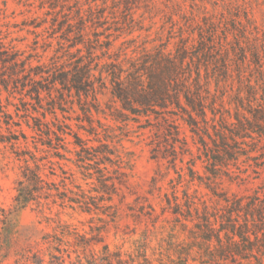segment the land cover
Wrapping results in <instances>:
<instances>
[{
	"label": "rangeland",
	"instance_id": "1",
	"mask_svg": "<svg viewBox=\"0 0 264 264\" xmlns=\"http://www.w3.org/2000/svg\"><path fill=\"white\" fill-rule=\"evenodd\" d=\"M0 42L18 51L21 58H29L32 67L40 65L49 72L55 66L71 69L76 57L83 56L86 61L88 52L101 57L108 42L111 58H101L100 63L117 64L125 59L124 68L129 67L128 60L141 58L146 53L163 50L174 54L184 46L192 75L199 68L201 82L208 83L210 94L216 95L218 103L229 113L230 117L225 114L228 121H234L237 109L242 111L237 99H242L246 107L248 101H252L253 106L257 103L264 106V0H0ZM94 74L97 76L98 72ZM105 82V87L97 92L95 103L106 115L96 114L91 94L79 98L58 85L51 89L50 96L42 93L41 106L28 98L27 101L32 116L42 119L41 113L45 112L44 120L55 122L47 112L54 109L58 120L84 139L92 137L78 129L80 125L88 127L83 107L90 108L95 127L97 120L104 125L105 134L110 137L106 143L120 156L121 171L126 174L123 184L117 185V195H113L110 202H103L111 208L106 214L90 215L59 207L43 214L31 205L14 208L17 163L10 149L0 144V209L7 212L4 223L0 222V264H12L20 250L51 230L54 224L46 222L45 216L57 218L79 233L89 234L91 228L99 229L109 250L120 252L134 264H145V258L147 264H178V251L192 245L188 232L192 223L188 222V227L183 229L170 210L165 209L166 198L172 201L175 195L182 203L187 192L211 207H220L204 184L196 179L190 181L186 162L196 158L197 150L187 126L178 122L179 137H186L185 148L190 151L182 156V163L177 160L174 169L166 159H150L148 143L154 138V128L139 130L138 125L145 124L143 118L140 123L112 120L108 115L119 105L111 98L108 79ZM249 84L254 86L256 100L249 97ZM6 98L7 94L2 92L5 110L17 120L13 104L22 107L17 99L11 97L12 104H8ZM33 107L38 112H33ZM28 121L34 125L30 118ZM13 130L18 131V128ZM22 130L27 136L35 134L24 123ZM0 132L7 134L4 125ZM162 132L159 141L163 151L172 139ZM66 140L73 138L67 136ZM100 140L105 142L102 136ZM88 144L98 146L94 141ZM178 145L176 143L177 151ZM28 147H32L30 141ZM68 148L72 151L73 146L68 145ZM256 149L250 155L259 156L258 173L250 168L253 161L241 157L238 169L231 168L235 172L232 181L222 176L215 186L212 184L218 193L229 197L249 196L264 182V139ZM65 157L70 159L61 161L68 189H74V185H80L85 191L98 188L94 177L83 179L74 165V153H65ZM179 168L183 169L182 178L176 173ZM107 169V175L114 177L113 168L108 166ZM192 169L197 175L205 176L201 161L195 159ZM91 195L96 193L91 192ZM100 248L101 244L95 247ZM191 249V257L196 260L189 259L187 263L200 264V251L196 246ZM250 263L255 264L254 260Z\"/></svg>",
	"mask_w": 264,
	"mask_h": 264
},
{
	"label": "trees",
	"instance_id": "2",
	"mask_svg": "<svg viewBox=\"0 0 264 264\" xmlns=\"http://www.w3.org/2000/svg\"><path fill=\"white\" fill-rule=\"evenodd\" d=\"M110 46L108 42L101 57L88 52L86 61L83 56L76 57L71 69L55 66L49 72L40 65L32 67L29 58H21L18 51L8 49L0 42V128L4 125L7 132L6 135L0 132V144L10 149L18 168L13 207L31 205L42 214L46 210L51 212L53 207L69 208L89 215L106 214V210L111 208L103 202H110L112 196L117 195V185L123 184L126 174L121 171L120 156L106 143L110 137L105 134L104 125L97 120L95 127L90 108L83 107L88 127L80 125L78 129L92 137L84 139L61 123L54 109L47 112L52 114L55 122L44 120L45 112L41 113L43 120L32 116L28 109L30 102L27 101L28 98L41 106L42 93L50 96L51 89H56L58 85L61 90L69 94L74 92L79 98L81 95L87 98L91 94L96 114L106 115L95 102L97 92L105 87L108 79L111 98L119 105L108 116L115 121L135 123H140L143 118L145 124L138 125L139 130L154 128V138L148 143L151 146L150 159H166L174 169L177 160L182 163V156L190 154V151L185 148L186 137H179L178 122L187 126L197 150L195 159L203 163L205 170L204 177L197 175L192 169L195 159H190L186 162L190 181L196 179L204 184L220 205L219 208L211 207L187 192H184L182 203L175 195L172 201L166 198L165 209L170 210L183 229L188 227V222L192 223V228L188 230L193 239L192 245L178 251V264H188L189 259L196 260L191 257L192 246H196L201 253L200 264H251L252 260L255 264H264V182L251 195L242 197L218 193L212 186L222 176L232 181L235 172L231 168L238 169L241 157L253 161L250 168L258 173L261 166L257 162L259 156L250 154L256 152L257 144L264 139V106L260 103L253 106L252 101H248L246 107L242 99H237L242 111L237 109L234 121H228L225 114L230 117L229 113L218 103L216 95L210 94L208 83L201 82L199 68L192 75L184 46L174 54L163 50L146 53L141 58L128 60L127 68L122 64L125 59L117 64L100 63L101 58H111L108 53ZM80 51L78 49L77 53ZM248 90L253 100L254 86L249 84ZM2 92L7 94L8 104H12L11 97L19 101L22 108L13 104L17 120L5 110L7 107L2 104ZM33 112H38L35 107ZM28 118L34 122L33 126ZM22 123L35 134L27 136L22 130ZM160 132L172 139L163 151ZM67 136L73 140L67 141ZM100 136L105 142L100 140ZM91 141L97 142L98 146H90L88 143ZM176 143H179V151ZM68 145L73 146L72 151ZM65 153H74V165L83 179L94 177L98 188L92 191H85L80 185H74V189L67 188L68 178L61 161L70 159L65 157ZM168 156L170 159H167ZM108 166L113 168L114 177L107 175ZM176 173L179 178L183 177L182 168ZM91 192L96 195H91ZM5 218L7 212L0 209L2 224ZM45 220L54 224L51 230L20 250L12 264H134V261L124 259L120 252L110 251L103 243L99 229L91 228L89 234L79 233L57 218L45 216ZM99 244L101 248L96 250ZM144 260L147 264V259Z\"/></svg>",
	"mask_w": 264,
	"mask_h": 264
}]
</instances>
